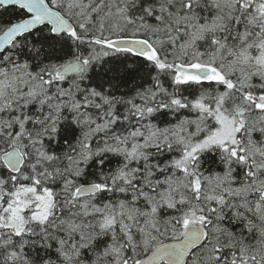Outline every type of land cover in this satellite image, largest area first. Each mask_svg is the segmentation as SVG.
I'll list each match as a JSON object with an SVG mask.
<instances>
[{"label":"snow or ice","instance_id":"snow-or-ice-1","mask_svg":"<svg viewBox=\"0 0 264 264\" xmlns=\"http://www.w3.org/2000/svg\"><path fill=\"white\" fill-rule=\"evenodd\" d=\"M0 264H264V0H0Z\"/></svg>","mask_w":264,"mask_h":264}]
</instances>
